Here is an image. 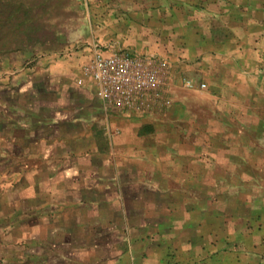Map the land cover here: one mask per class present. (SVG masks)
<instances>
[{"label": "crops", "instance_id": "obj_1", "mask_svg": "<svg viewBox=\"0 0 264 264\" xmlns=\"http://www.w3.org/2000/svg\"><path fill=\"white\" fill-rule=\"evenodd\" d=\"M72 1L89 45L3 104L0 264H264V0ZM95 45L163 60L169 104L105 108Z\"/></svg>", "mask_w": 264, "mask_h": 264}, {"label": "built area", "instance_id": "obj_2", "mask_svg": "<svg viewBox=\"0 0 264 264\" xmlns=\"http://www.w3.org/2000/svg\"><path fill=\"white\" fill-rule=\"evenodd\" d=\"M82 69L84 77L96 83L105 108L147 112L162 110L170 102L167 64L155 54L138 55L127 48L95 45L92 58ZM184 85L197 86L192 79H186Z\"/></svg>", "mask_w": 264, "mask_h": 264}, {"label": "trees", "instance_id": "obj_3", "mask_svg": "<svg viewBox=\"0 0 264 264\" xmlns=\"http://www.w3.org/2000/svg\"><path fill=\"white\" fill-rule=\"evenodd\" d=\"M51 2L0 0V69L15 54L29 61L46 46L57 44L60 30L48 29L44 20L51 11Z\"/></svg>", "mask_w": 264, "mask_h": 264}, {"label": "rangeland", "instance_id": "obj_4", "mask_svg": "<svg viewBox=\"0 0 264 264\" xmlns=\"http://www.w3.org/2000/svg\"><path fill=\"white\" fill-rule=\"evenodd\" d=\"M50 5L51 11L45 16L44 20L49 26L48 29H52L53 31L60 30L59 45L52 44L51 46H46L39 54L51 52L54 48L61 53L67 52L68 54V47L73 48L74 44L76 49L89 45L88 41L90 40L91 34H94V30L89 32L83 29L82 21H84V13H82L80 7L75 5L72 0H52ZM92 24L93 23L90 24L91 29H95V25ZM9 60H11V62H5L3 69H0V122L2 112L5 110L3 104L6 102L8 89H13L17 79H22L18 74L22 73L26 63L30 61H26L22 55L18 54L13 55ZM16 96L17 93L14 91V94H12L13 100H16ZM25 250L28 251L32 249L29 248Z\"/></svg>", "mask_w": 264, "mask_h": 264}]
</instances>
